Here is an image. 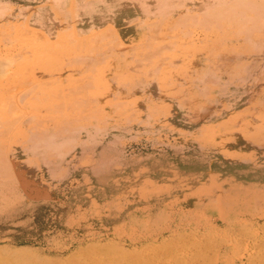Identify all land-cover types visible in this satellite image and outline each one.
Listing matches in <instances>:
<instances>
[{"label":"rangeland","instance_id":"374dc122","mask_svg":"<svg viewBox=\"0 0 264 264\" xmlns=\"http://www.w3.org/2000/svg\"><path fill=\"white\" fill-rule=\"evenodd\" d=\"M0 264H264V0H0Z\"/></svg>","mask_w":264,"mask_h":264},{"label":"crops","instance_id":"0c3cea01","mask_svg":"<svg viewBox=\"0 0 264 264\" xmlns=\"http://www.w3.org/2000/svg\"><path fill=\"white\" fill-rule=\"evenodd\" d=\"M100 3H101V2H100ZM106 4H107V3H106ZM91 11H92V12H99V7L94 5V6L91 7ZM109 11H110V7H108V12H109Z\"/></svg>","mask_w":264,"mask_h":264},{"label":"bare ground","instance_id":"6f19581e","mask_svg":"<svg viewBox=\"0 0 264 264\" xmlns=\"http://www.w3.org/2000/svg\"><path fill=\"white\" fill-rule=\"evenodd\" d=\"M111 25V24H110ZM68 26V25H67ZM69 27V26H68ZM65 39H67V38H65ZM200 45V44H199ZM72 46V45H71ZM238 61V60H237ZM175 64H176V62H175ZM121 66V65H120ZM259 76H260V74H259ZM261 77V76H260ZM249 123V122H248ZM260 137V136H259ZM218 250V249H217ZM213 262V261H212Z\"/></svg>","mask_w":264,"mask_h":264}]
</instances>
